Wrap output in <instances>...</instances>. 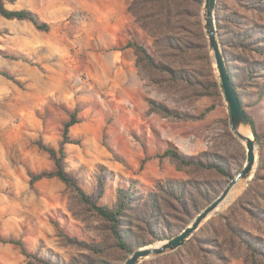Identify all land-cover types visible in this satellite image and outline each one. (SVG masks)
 Here are the masks:
<instances>
[{
  "label": "rangeland",
  "instance_id": "rangeland-1",
  "mask_svg": "<svg viewBox=\"0 0 264 264\" xmlns=\"http://www.w3.org/2000/svg\"><path fill=\"white\" fill-rule=\"evenodd\" d=\"M131 2L6 0L7 8L34 12L50 30L0 15V264H125L130 256L110 222L83 203L74 187L56 177L31 184V173L55 168L40 143L59 148L73 114L77 122L69 134L75 142L65 144L64 168L100 205L114 207L120 188L137 185L121 219L122 233L134 246L157 242L163 226L177 234L195 213L192 195L203 189L214 197L227 184L216 170L179 167L162 157L168 147L188 157L221 155L234 172L243 166L245 146L231 130L223 92L175 83L159 72L152 80L138 67L134 49L125 45L136 39L152 52L156 48L129 11ZM218 11L264 27V0H217L216 18ZM201 14L203 20V5ZM233 65L259 135L258 176L184 245L138 264H225L222 255L228 264H247L248 251L230 227L264 239V75L247 77L242 63ZM151 102L172 114L153 110ZM168 179L181 182L185 203L159 189ZM153 193L160 201L156 228L145 216ZM9 239L21 240L27 253Z\"/></svg>",
  "mask_w": 264,
  "mask_h": 264
},
{
  "label": "trees",
  "instance_id": "trees-1",
  "mask_svg": "<svg viewBox=\"0 0 264 264\" xmlns=\"http://www.w3.org/2000/svg\"><path fill=\"white\" fill-rule=\"evenodd\" d=\"M203 2L204 0H132L129 11L135 17L139 27L153 37V45L156 50L153 52L150 51L146 43L139 42L136 39L129 41L125 47L134 49L137 55L138 67L142 71H145L152 80L154 74L159 72L168 74L169 79L175 83L201 86L202 88H206L207 92L212 90V92L220 95L223 89L220 79L216 76V69L212 64V56L208 47L207 36L202 20L201 10ZM0 15L7 19L29 20L32 21L39 30L46 32L50 30L49 23L41 21L34 12L27 9L7 8L6 0H0ZM228 23H234L235 27H228ZM217 27L231 79L235 85L242 106L245 109L243 93H241L240 86L235 77V71L233 70L235 65L233 64L242 63V70L247 77H254L258 74L264 75V27L260 28L256 23L246 22L242 18L236 19L230 16L223 17L219 11L217 12ZM260 31L263 32V34ZM3 33H5V31L0 30V34ZM257 57H261L262 59H258ZM4 74L11 77L7 72H4ZM205 77H207V79H205ZM151 106L153 110H160V112L165 114H172L171 110L166 105L151 102ZM245 111L255 128L253 118L246 109ZM76 122L77 117L73 114L65 123L63 132L64 138L59 148L43 142L40 143L41 147L51 155L55 168L50 171L31 173V184L43 178L56 177L74 187L83 203L87 204L89 208L110 222L112 232L117 239L118 245L128 254H131L138 247L149 244L148 241H143L134 246L126 239L121 228V219L126 210L130 208L131 201L134 196H136L138 187L132 182L127 188H120L118 190V201L114 207L98 204L91 194H88L80 187L76 178L70 175L63 165L64 158L66 157L65 144L68 142H75L71 140L69 133L71 126ZM257 137L259 138L258 134ZM161 156L169 157L174 160L179 167L193 165L216 170L226 177L227 183L242 168V165H240L235 169V173L233 170H229L226 167L225 158L221 155L208 156L206 154L205 158L199 156L188 157L182 154L175 146L168 147ZM257 176L258 174L256 173L254 180ZM158 187L161 191L163 190L168 194L170 198L178 202L185 203L184 200L188 197V194L185 193V188L182 187L181 182L177 180L168 179L165 183H158ZM223 188L216 189L213 195L214 197H211L208 191L206 192L203 189H198V195H192L195 196V198L191 200L195 207V213L191 215L189 222H187L179 232H181L207 204L214 200ZM158 199L157 193L149 195V204L147 213H145L148 224L152 225L153 228L157 227L153 222L158 216L157 207L159 206L158 203H160ZM163 227L165 228V226ZM164 228H161V233L156 236L157 240L170 238L176 235L170 234L169 229L164 230ZM202 228L203 227H200L198 230H202ZM230 232L247 249V264H264V239L262 237L246 232L236 226L230 227ZM7 242L19 245L23 252L27 253V248L21 240L9 239ZM221 258L224 260L225 264H228L226 255H222ZM100 264H106V262L102 261Z\"/></svg>",
  "mask_w": 264,
  "mask_h": 264
},
{
  "label": "water",
  "instance_id": "water-1",
  "mask_svg": "<svg viewBox=\"0 0 264 264\" xmlns=\"http://www.w3.org/2000/svg\"><path fill=\"white\" fill-rule=\"evenodd\" d=\"M216 7L217 0H204V29L207 35L208 47L211 51L212 60L219 72L223 94L229 105L231 130L245 146V162L236 175L228 181L220 194L207 204L181 232L173 237L164 239V243L160 245L150 246L154 244L151 243L137 248L126 259L125 264H138L146 258L162 255L181 247L185 241L193 236L194 233L217 211L220 204L240 179L249 178L251 180L254 176L257 163L256 132L250 118L242 106L229 73L218 34ZM241 126L249 127L252 136L243 133L240 129Z\"/></svg>",
  "mask_w": 264,
  "mask_h": 264
},
{
  "label": "bare ground",
  "instance_id": "bare-ground-1",
  "mask_svg": "<svg viewBox=\"0 0 264 264\" xmlns=\"http://www.w3.org/2000/svg\"><path fill=\"white\" fill-rule=\"evenodd\" d=\"M240 129H241V131L243 133L252 136L249 127L241 126ZM249 180H250L249 178L248 179H240L237 182V184L231 189V191L229 192V194L227 195V197L224 199V201L220 204V206L218 207V209H222L223 207H225V205L228 204L233 199V197L236 194H238L239 192H241L245 188V186L247 185V182ZM162 243H164V240H158L157 242H155L154 244H152L150 246H157V245H160Z\"/></svg>",
  "mask_w": 264,
  "mask_h": 264
}]
</instances>
